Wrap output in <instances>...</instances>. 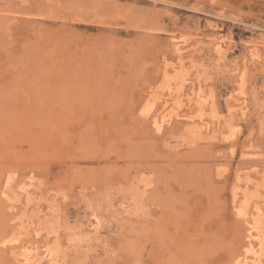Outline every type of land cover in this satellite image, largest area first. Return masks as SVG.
Instances as JSON below:
<instances>
[{
	"label": "rangeland",
	"instance_id": "rangeland-1",
	"mask_svg": "<svg viewBox=\"0 0 264 264\" xmlns=\"http://www.w3.org/2000/svg\"><path fill=\"white\" fill-rule=\"evenodd\" d=\"M0 26V236L31 222L26 238L59 247L61 264H233L246 239L236 207L264 197V92L251 96L264 63L232 69L252 44L264 56V0H0ZM211 33L231 67L199 49ZM174 38L191 50L165 77ZM181 77L216 94L223 120L230 92L248 94L232 140L141 119L144 98ZM93 215L103 230L77 235ZM0 264H15L1 248Z\"/></svg>",
	"mask_w": 264,
	"mask_h": 264
},
{
	"label": "bare ground",
	"instance_id": "bare-ground-1",
	"mask_svg": "<svg viewBox=\"0 0 264 264\" xmlns=\"http://www.w3.org/2000/svg\"><path fill=\"white\" fill-rule=\"evenodd\" d=\"M5 19L8 21L11 19V17ZM206 38H207L206 44L201 46L202 48L199 49L205 50L207 48L206 49L207 52L213 55V60H212L213 66L215 65L216 67H218V69L220 68V70H223V68H226L227 66L230 65L229 64L230 62L228 60L229 49H228L227 39H224L225 37L223 38L222 35H218L216 33H211L207 35ZM171 45H172V50L175 54L173 55L172 53V55L176 56L175 61L176 59L178 60L177 62L174 61V64H171L167 59L168 57L166 59L164 58V63H162L163 65L161 67L162 68L161 71L163 73L162 75L165 77H169V74L177 71L178 67L185 65V62H183L184 56L186 51H188V47L190 48V43L187 42V40L184 38L183 40L174 38V41L173 43H171ZM193 56L195 55L193 54ZM247 56H248L247 60L243 59L242 63L240 64L237 63L233 66L232 69V71H234L233 73L238 72L239 77L240 76L243 77V75H245L250 65L256 63H260V64L264 63L263 50L258 44L250 45V47L248 48ZM205 61H209V58L208 60L206 59ZM210 62L211 61H209V63ZM210 65L212 64L210 63ZM182 71L183 69L181 70V72ZM181 72H177V73H181ZM248 72H250V69ZM236 76L237 75L235 74V78ZM244 77L246 78V76ZM182 78L184 79V77H181V79L177 78L173 84H171L170 82L168 85V89L165 93L163 92L159 93L154 91L151 92L148 96H146L144 98V102H146L148 109L143 114V118L141 119L148 122L149 125L151 126V129L155 133H163L167 126L172 125L176 121H183L184 125L186 124L188 126V129H186L187 132L189 131L191 134L193 133L192 135L194 136H197V134L200 135L205 133L206 135L210 137L213 136L212 138H214L217 135L219 136L221 135V137H223L222 134H227L226 137L228 139H230L231 137L233 138L235 132H237L236 128L238 127V121H233V119H235L233 118L234 115L236 113L245 115L247 111H249V107L252 105V103L249 102L248 94L246 93L243 94V92H241L242 96H239L237 95L239 93L235 94L236 91L234 93L230 92V94L226 98V111L227 114L229 115L228 118L229 121L223 120L219 115L220 108L216 94L212 93L211 92L212 90L210 91V89H208L210 92L205 91L203 88L204 83L201 84L199 82L197 85L192 84L188 86L187 85L188 83L187 84L185 83L186 80L184 79L185 80L184 81ZM235 83L237 84L238 82ZM238 85H241L240 82L238 83ZM263 92L264 90L261 91L258 88L253 87L251 96L254 100H258L260 93ZM261 107L262 108L264 107V100L262 102ZM208 112H210V114L212 113L211 117L209 116V114L207 116ZM259 172L260 171H257V173ZM261 175H262L261 176L262 179L264 180V172ZM13 178H15L14 175ZM251 180L252 179H249V177L246 178L245 186L247 188L252 186ZM3 182H5V185L1 195L3 198L6 199V201L11 200L12 192H11V185L9 183L10 181L6 180ZM27 184L28 186L33 185L32 182H29ZM24 192L28 194L31 191L27 188H24ZM243 193L247 195V193L245 192ZM247 202L248 203L250 202L249 198L246 199V201L244 202L242 200V203L240 202L241 204L239 203L240 208L236 207V209H239L237 211L238 218L240 219L241 222L245 224L244 230L246 231V233L245 231L242 233H245L244 237H246V239L244 242H242L241 249L234 256L232 255L233 257L232 261L233 264H264V197H258L255 201L252 202L253 204L252 203L248 204ZM17 206L18 205L16 204V202H14L12 203L11 208L16 209ZM88 221L89 223L86 224V222L82 218L77 220V227H76L78 229L77 235H79V233L81 235H87V236L89 233L99 234L103 230L104 225L101 218L98 215H93L92 219ZM29 223L31 222H27L26 224L29 226L30 225ZM24 224H25L24 222L18 224L19 226H17L16 224L11 229L3 233L0 236V248L3 251H5V253L7 252V254H10V256L12 255L14 257L15 264H61V255H60L59 247L58 248H53V246L41 247L38 244V242L40 243V241L37 242L35 240L33 241L29 238H26V236H28V233L25 231L27 225Z\"/></svg>",
	"mask_w": 264,
	"mask_h": 264
}]
</instances>
